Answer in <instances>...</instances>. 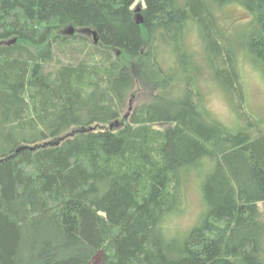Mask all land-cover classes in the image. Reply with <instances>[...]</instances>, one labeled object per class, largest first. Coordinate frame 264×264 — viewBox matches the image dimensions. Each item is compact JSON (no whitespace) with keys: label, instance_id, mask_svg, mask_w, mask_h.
Returning a JSON list of instances; mask_svg holds the SVG:
<instances>
[{"label":"trees","instance_id":"obj_1","mask_svg":"<svg viewBox=\"0 0 264 264\" xmlns=\"http://www.w3.org/2000/svg\"><path fill=\"white\" fill-rule=\"evenodd\" d=\"M233 4L264 75V0H0V43L17 40L0 46V264H264V123L217 29ZM197 29L238 131L188 77ZM138 84L152 100L125 120ZM197 169L205 218L164 248Z\"/></svg>","mask_w":264,"mask_h":264},{"label":"rangeland","instance_id":"obj_2","mask_svg":"<svg viewBox=\"0 0 264 264\" xmlns=\"http://www.w3.org/2000/svg\"><path fill=\"white\" fill-rule=\"evenodd\" d=\"M250 19L248 12L245 11L244 8L235 4L229 5L218 15L217 29L219 30L218 32H224L222 33L224 40L232 49L236 50L238 69L241 71L248 94V112L253 117H256L257 120L264 123V75L249 58L244 48L241 47L244 42V34L249 28L245 26V24H249ZM77 35H81V33L75 30L72 34L70 31L66 33V36L72 38ZM202 36V31L199 32V29H197L195 31V36L193 35L191 36L192 38H190V43L198 54V59L195 64H199L200 66L195 65L197 69L190 66L191 69L189 70L190 74L188 77L199 86H203V88H201V93L203 95L205 107L215 117L219 118L222 123L231 127L233 126L234 131H238L243 124L240 122V115L237 113L236 103L230 94L220 87L215 79L213 67L209 62L206 42L202 39ZM94 39L92 34L88 36L89 42H95ZM160 55L164 61V55H162L161 52ZM165 56L174 59L171 52H168ZM61 58L62 54H58L57 51L56 59ZM161 58L159 56L160 60ZM180 60L181 58L179 62ZM52 65H54V63ZM130 66L132 70H134L132 64H130ZM137 89L140 91H136L132 97H128L127 103L123 109V116L126 117L125 120H129L137 106L152 100L151 94L148 91L146 92L144 88H141L139 84ZM207 173L208 172H204L202 169H197L195 171L193 170V172L184 178V199L181 209L169 219L168 223H165L169 228L163 230L164 232L161 231L160 234L164 248L168 246L172 247L173 245H176V247L182 246L188 235L202 224L208 210V206L204 199L203 186ZM261 210L264 212V204L261 205ZM174 254L176 255L175 252H173V256ZM101 260V257H97L95 263L100 264Z\"/></svg>","mask_w":264,"mask_h":264},{"label":"water","instance_id":"obj_3","mask_svg":"<svg viewBox=\"0 0 264 264\" xmlns=\"http://www.w3.org/2000/svg\"><path fill=\"white\" fill-rule=\"evenodd\" d=\"M73 32H74V29H71L70 33L72 34ZM93 35H94V38H95V42L97 43L98 42L97 33L94 32ZM16 41L17 40H13V41H10V42H2V43H0V46H2V45L11 46V45L15 44Z\"/></svg>","mask_w":264,"mask_h":264}]
</instances>
